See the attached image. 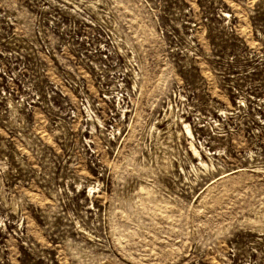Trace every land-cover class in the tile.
Returning <instances> with one entry per match:
<instances>
[{
	"label": "rangeland",
	"instance_id": "1",
	"mask_svg": "<svg viewBox=\"0 0 264 264\" xmlns=\"http://www.w3.org/2000/svg\"><path fill=\"white\" fill-rule=\"evenodd\" d=\"M0 264H264V0H0Z\"/></svg>",
	"mask_w": 264,
	"mask_h": 264
},
{
	"label": "bare ground",
	"instance_id": "2",
	"mask_svg": "<svg viewBox=\"0 0 264 264\" xmlns=\"http://www.w3.org/2000/svg\"><path fill=\"white\" fill-rule=\"evenodd\" d=\"M194 153L201 158V154L198 152V150L193 146Z\"/></svg>",
	"mask_w": 264,
	"mask_h": 264
}]
</instances>
